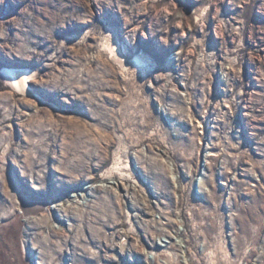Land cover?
Segmentation results:
<instances>
[{"label":"rangeland","instance_id":"obj_1","mask_svg":"<svg viewBox=\"0 0 264 264\" xmlns=\"http://www.w3.org/2000/svg\"><path fill=\"white\" fill-rule=\"evenodd\" d=\"M0 264H264V0H0Z\"/></svg>","mask_w":264,"mask_h":264},{"label":"bare ground","instance_id":"obj_2","mask_svg":"<svg viewBox=\"0 0 264 264\" xmlns=\"http://www.w3.org/2000/svg\"><path fill=\"white\" fill-rule=\"evenodd\" d=\"M3 74L10 81L11 85L28 96H33L29 82L33 80V74L30 71L5 68Z\"/></svg>","mask_w":264,"mask_h":264}]
</instances>
